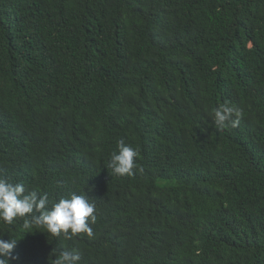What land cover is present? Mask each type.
Wrapping results in <instances>:
<instances>
[{"label": "trees", "instance_id": "trees-1", "mask_svg": "<svg viewBox=\"0 0 264 264\" xmlns=\"http://www.w3.org/2000/svg\"><path fill=\"white\" fill-rule=\"evenodd\" d=\"M0 178L95 204L91 237L0 221L11 264H264V0H0Z\"/></svg>", "mask_w": 264, "mask_h": 264}, {"label": "clouds", "instance_id": "clouds-1", "mask_svg": "<svg viewBox=\"0 0 264 264\" xmlns=\"http://www.w3.org/2000/svg\"><path fill=\"white\" fill-rule=\"evenodd\" d=\"M233 116H240L239 109L230 107L225 102L214 111L213 121L217 128H223L229 121L235 126L238 120H233ZM138 155L137 149L120 140L118 151L112 153L107 167L119 176L134 175V169L142 171L136 164ZM48 205L47 193H39L38 190L26 192L23 184L0 178V221L12 225L16 218H23L25 229H31L35 225L43 227L53 236L63 233L66 239H72L81 233H86L89 237L93 235L90 223L96 220L95 204L90 203L85 195L73 192L69 197L53 202L51 207ZM16 245L15 239L5 241L0 238V264H11V254ZM80 259L81 256L75 249L73 252L62 251L55 256L52 264H78Z\"/></svg>", "mask_w": 264, "mask_h": 264}]
</instances>
